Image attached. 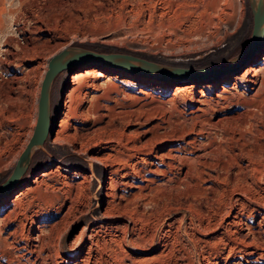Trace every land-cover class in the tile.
<instances>
[{
	"label": "rangeland",
	"instance_id": "rangeland-1",
	"mask_svg": "<svg viewBox=\"0 0 264 264\" xmlns=\"http://www.w3.org/2000/svg\"><path fill=\"white\" fill-rule=\"evenodd\" d=\"M254 15L248 0H0V184L31 135L47 61L64 46H98L96 50L126 52L174 66L209 67L244 50L253 34ZM43 38L56 43L55 47L39 55H24L25 49ZM6 48L17 51L18 58L11 56L10 61ZM263 53L264 42L250 59L260 58ZM248 61H243L239 70ZM93 63L98 62L72 64L54 76L50 93L51 132L34 151L24 174L8 193L0 194V201L4 196L8 201L14 199L19 210L16 219L6 221L7 208L5 202H0L1 236H7L8 230L22 221L21 231L29 236L26 240L19 234L18 242L8 234L7 240L12 243L9 251L13 254L9 253L8 258H13L10 263L40 264L22 254L36 242L33 236L43 233L46 247L59 252L53 257L60 262L70 260L64 264H264V249L245 246L237 238L247 237L252 226L264 240V224L256 225L264 215V167L261 172L259 165L255 169L242 160L245 170L239 175L236 164L225 171L219 164L209 167L198 162L200 168L219 173L222 179L214 194L203 191L208 183L203 173L196 174L189 183L186 180L182 187L191 197V204L183 195L179 198L172 194L173 181L167 176L151 172L158 162L157 153L166 152L169 147L184 146L178 150L184 156L204 154L199 146L195 150L185 142L193 138L196 143L206 140L203 134L191 129L193 111L200 105L209 104L208 108L202 106L207 113L197 110L201 113L195 120L196 127L201 119L207 128V121L239 111L240 106L235 103L223 109L214 107L213 98L221 86L205 87L201 83L190 92L181 90L174 95L177 85L188 83L194 76L168 78L173 79L168 87H151L131 75L105 72L99 64L93 65L89 75L79 76L76 82L83 93L71 97L72 73ZM14 74L17 76L13 77ZM262 74L264 70L259 72V78ZM92 82L95 88L91 87ZM232 82H225L228 88ZM258 85L259 82L255 88ZM143 88L148 95L142 92ZM64 102L84 111L89 108L90 112L85 121L71 115L63 137L74 132V125L87 126L91 136L104 138L108 143L96 145L90 141L80 146L71 135L54 140ZM263 125L258 124L261 129ZM94 127L101 128L97 135L92 132ZM177 130L181 135H172ZM221 132L216 133L217 140ZM155 133L166 135L154 137ZM145 139L157 142L146 151L136 150V144ZM107 151L112 157L106 163L90 158L104 156ZM128 152L132 153L131 158ZM204 157L217 159L204 155L202 160ZM112 158H125L127 162L123 166L122 161ZM145 177L155 179L147 181ZM106 192L115 195V202L131 206L133 213L123 208L106 209ZM67 208L70 214L66 217ZM89 235L98 245L91 244ZM119 239L123 248L119 247ZM1 256L0 264H7ZM87 256L89 261L84 258Z\"/></svg>",
	"mask_w": 264,
	"mask_h": 264
},
{
	"label": "bare ground",
	"instance_id": "bare-ground-1",
	"mask_svg": "<svg viewBox=\"0 0 264 264\" xmlns=\"http://www.w3.org/2000/svg\"><path fill=\"white\" fill-rule=\"evenodd\" d=\"M253 4H254V13H255L253 34H252L251 39H250L249 43L247 44V46L244 47V50H243L242 54L240 55V57L234 61L226 60L222 63L216 64L213 66H209V67H205V70H202V71L201 70L197 71L198 68H195V70H191L189 74H187L185 76L183 75L184 77L194 76L193 77L194 79H192L188 83L181 84L182 86H180V87H179V85H177L175 88L174 95L177 93L179 94V92L181 90H183V91L186 90L184 93L190 92L191 89H195L197 87V85H199L201 83H202L201 85H203L205 87H207V86L208 87L209 86H221V90L218 91L217 93H215L216 97L213 98V103L215 105L214 107H216L218 109H223L230 104L236 103L241 108L239 111L232 112V114H230V115L229 114L228 115L225 114V116L222 115V117H220V118L218 117V119L215 121L211 120V122L210 121L208 122L207 118L202 115L204 117V120L206 118L207 123H209V127H208L209 129H208L207 127H205L203 125V122H201V119L199 122L201 124H199V126H197V127H196V121H195L196 118H198V116L200 115L198 113H201V112L205 113L206 112L207 109L206 110L204 109L205 108L204 106H206V105L203 106V104H202V106L204 108L201 105L198 108L196 107L197 109H196V111H193L194 113H193V116L191 118V120L193 121L191 129H193V131H195L197 134H199V133L203 134L204 138L206 140L205 141L199 140V143H196L197 140L195 141L193 138L191 140L187 139V141H185V142H188L190 145L192 144L194 149L199 146L198 149H201L202 151H204V154H202L203 152H201L202 155L196 153L195 157L194 156L191 157L192 155L188 156V154H186V156L181 155L178 153V150H180L181 148H184V146H180L178 149H172V147H169L168 151L162 152L160 154L157 153L156 158H158V160H157L158 162H157V164L154 163V164H156V166L154 165L155 168L153 170H151V172L156 174V175L167 176L168 180H170L171 182L173 181L172 182L173 184L171 185L172 194L178 196L179 198L183 195L186 199H188V203H190V204H191V200H190L191 197L188 196L189 194L188 195L186 194L185 190L182 187L183 184L186 185V180H187V183H189V181H191L196 174L203 173L202 177H204L205 180H208V181H206L208 183H206V185H204V187H202L203 191H205V192L208 191V193L214 194L215 191L218 190L219 185H217V183H220L221 182L220 179H222V175H220L219 173L212 174L209 171H206L205 169L200 168L197 165L198 162H202L205 166H209V167L210 166L215 167L217 164H219L221 166V168H223L225 171H230L231 166L236 164L237 169H238L237 174H239V175H241L245 170L244 169L245 166L241 162L242 160H247L248 162H250L251 165H253L252 167H254V168L257 167L258 165L260 166V169H261V167H264V162H263L264 161V159H263L264 158V125H263V129H261L260 126H258V124L260 122L262 124H264V122H263V115H264V75L262 74L261 75L262 78H259V72L264 70V53L260 58L253 57L250 59V56L255 51L260 49L261 45L264 42V28H263L262 34H258V27H259L261 21L264 20V0H253ZM38 28H40V27H38ZM25 38L29 39L28 36H26ZM49 40L50 39L43 38L41 41H39V43L35 42L34 46H32V45H31L32 47L27 46L29 49H25V51L23 52L24 55L25 56L26 55L27 56H33V55H39V53H42L45 50L50 51L56 43L55 44L51 43ZM5 50L7 51L6 54L8 55L7 56L8 59H10L11 56L18 58L19 53L17 51H15L11 48H6ZM7 57L5 56V58H7ZM11 60L12 59H10V61ZM247 60H249L248 63H246V65L241 70H239L240 66L244 63L243 61L246 62ZM87 62H98V61L91 59V60H82L80 63H87ZM94 64H97V65L99 64L100 66H103L105 69V72H114V74L117 72V73H121L124 75H131L134 79L141 81L142 84H144L145 86H151V87H153V86L159 87V88L168 87V84L173 82L172 81L173 79L168 80V78L174 77V76H163L160 74L156 75V74H148V73H144V74L139 75L138 73L129 72L127 70H123V69L116 68V67H111V66L106 65L104 63H102L103 65H101V63L98 62V63H93L89 66L87 65V66L83 67V69L74 71L72 73V75H71V86H70V92H69V95L71 97H73V96L76 97L77 95H81L83 93L82 89H80V87L76 81L78 80L80 75H84V76L87 75L91 71L90 69L94 68V66H93ZM98 73H99V71H98ZM101 73L103 74L104 72H101ZM16 76L17 75L14 74L13 77H16ZM183 76H180V77H183ZM177 77H179V76H176L175 78H177ZM210 82H212V84H210ZM225 82L226 83L232 82V87L228 88ZM258 82L260 84V85H258L259 88H255V84H257ZM91 87L95 88L94 82H92ZM239 87H241V88L239 89ZM254 89H255V92L251 93V91ZM141 90H142V92H144L145 94L148 95V91H146L147 89L143 88ZM201 91H202V89H201ZM203 101H205V100L203 99ZM208 102H206V103H208ZM211 102H212V100H211ZM198 105H199V103H198ZM209 109H210V107H209ZM209 109H208V111H209ZM197 110L198 111L201 110V112H198ZM89 112H90L89 108H87V110L84 111V110H80V109L73 107L72 105H70L67 102H64V110L62 111V118H61L60 124H59L60 128L56 131V135L53 139L54 140L59 139V138L64 139V138H67V135L68 136L71 135L74 137L75 140L78 141L80 146L82 144L87 145L90 141L91 142L94 141L93 143L96 145H101L102 143H108L107 141H103L104 138L103 139L101 138L102 140H100V139H98L99 137L98 138L95 137L94 134L91 136L92 133H91V131L89 132L90 127H87V126H82L81 128H79L76 125H74L72 127L74 129V132L69 133L67 131V133H69V134H67L66 137L62 136V131L64 128H66L68 126L69 118L71 117V115L78 120L82 119L83 121H85L86 119H88ZM209 115H211V114H209ZM203 117H201V118L203 119ZM205 125L208 126L207 124H205ZM183 128L184 127H182V129ZM98 129H101V128L100 127H98V128L94 127V129H92L93 130L92 132H95V134L97 135ZM161 131L163 133V129H161ZM177 131L173 132L172 135L180 136L181 135L180 133H182V130L180 129V133H179V131L178 132ZM185 131H188V130H185ZM218 131H222L221 132L222 134H221V137H219L220 138L219 140H217L218 138L216 135V133ZM166 133L165 134H156L154 137H162V135L164 136V135H166ZM183 135H184V133H183ZM169 137H170V134H169ZM193 137H195V136L193 135ZM171 138H172V136H171ZM147 139H145L144 142L143 141L140 142L142 144H139V145L136 144L135 149L136 150H145L146 148L149 147V145L157 142L156 139H155V141H152L151 139H149V140H147ZM163 139H167V138H162L161 140H163ZM133 145H135V144H133ZM128 147H129L128 149L131 150L130 146H128ZM147 150H149V149H147ZM188 151H189V149H188ZM191 151H192V149H191ZM103 155L104 156L90 155V158L94 159L95 161L101 162V163H106V160L108 161L112 157V153L108 152V151L106 154H103ZM204 155H209V156H212L213 158L216 157L217 158L216 160H218V161L216 163H213V161H216V160H207L206 159L207 157H204V159L202 160V156H204ZM129 156L131 158L132 153L128 152V157ZM261 159H263V161H261ZM111 160L112 161H116V160L118 161V159H115V158H112ZM142 160L144 161L146 159L143 157ZM121 161H122V165H123V163L127 162V161H125V158H124V160L119 159L118 162L121 163ZM259 163H262V164H259ZM259 166L257 168H259ZM263 170H264V168H263ZM263 170L261 169L258 171L262 172ZM41 174H46V172H41ZM239 175H238V178L241 177ZM199 177H201V176H199ZM230 178H233V177H230ZM146 179H147V181H153L155 179V177H151V178L148 177ZM193 189H195V188H193ZM8 192H9V188L0 186V194L4 195ZM192 193H190V194H192ZM194 193H195V191H194ZM107 195L109 197L107 198V201H106V203H107L106 209H107V207L108 208H110V207L123 208V209L129 210L133 213V210L130 208L131 206L129 207L128 204H122L121 201L115 202V195L114 194H112V193L110 194L108 192ZM1 200L2 201H0V202H5L4 207L7 208V210H6L7 213L4 216L5 220L7 221L8 219H10V220L16 219L18 217V211H19V210H17V207H16L17 206L16 201L14 199L8 201L6 199V196L2 197ZM263 213H264V211H263ZM64 214H65L64 216H66V217L68 216V214H70L68 208L64 212ZM1 217H3V216H1ZM4 218H3V220H4ZM262 224H264V215L261 216V218L256 223V225H258V227H260ZM1 225H2V221H1ZM37 227L39 228V230H42L41 229L42 227H40L39 225H37ZM23 228H24V223L22 221V222H19L14 227V229L12 228L13 230H11V231L8 230L9 231L8 234L12 235L13 236L12 239L15 241H18V242L20 241V239L18 238L19 234H20L21 238L24 237L27 240L29 236L22 233ZM250 228H251V230H250ZM250 228H249L250 231L248 232V235L246 234L247 237H245L244 239H241V237H237L238 241L240 240L241 243L243 242V244H245V246L254 245L257 249L263 250L264 249L263 237H261L260 235H257L258 231H256L255 228H253L252 226H250ZM1 230H2V228L0 229V231ZM8 234H7V236L2 237L1 232H0V244L2 243L0 245V247H1L0 250L2 251V253L0 252V255H2L1 257H3L4 260H6L7 264H11L10 262L13 261V258L11 260V258H8V257L11 256V255H9V253H11L9 251V247L12 246V243H10V241L7 240ZM90 234H91V232H90ZM42 235H44V234L42 233ZM42 235H40V233H37L36 236H33V238L36 242L30 244V246L27 247L28 249L26 248L27 250L22 254L23 256L26 257L27 260H29L33 263H35L37 261L38 263L40 262V264H44V263L45 264H64V263L70 261V260H66V261L64 260V261L60 262V261L56 260L54 257L59 252L54 247H53L54 249L46 247V244L44 243L45 239H43L44 236H42ZM138 236H140V235H138ZM248 236H250V238H251L250 240L247 239ZM89 238H91L90 240H91V244H93V246H94V244L98 245L97 242L94 240L95 238L92 239L91 235H89ZM124 238H125V240H127V236ZM26 240H25V242H26ZM129 240L132 241L134 239L131 236V237H129ZM48 242H49V240H48ZM235 242H236V240H235ZM27 243H28V241H27ZM118 243H119V247L123 248L122 244L120 243V239H119ZM89 248H90V244H89ZM261 254H263V253H261ZM53 255H54V257H53ZM84 258L86 261H89L88 256H87V258L86 257H84ZM2 264H5V263H2ZM12 264H13V262H12ZM86 264H91V263L89 261ZM121 264H130V263L123 262Z\"/></svg>",
	"mask_w": 264,
	"mask_h": 264
},
{
	"label": "water",
	"instance_id": "water-1",
	"mask_svg": "<svg viewBox=\"0 0 264 264\" xmlns=\"http://www.w3.org/2000/svg\"><path fill=\"white\" fill-rule=\"evenodd\" d=\"M252 8H254L253 0H248ZM264 28V20L261 21L258 27V34H262ZM243 50L230 56L224 61L237 60ZM96 60L111 67L120 68L129 72L138 74H160L163 76H185L191 70V67H180L163 62L145 59L143 57L133 55L126 52L118 51H101L91 48H86L78 45H67L53 54L47 61V67L44 71L40 82V88L37 97V109L35 123L32 127L31 135L29 136L25 146L17 156L9 175L0 184L1 187L10 188L24 174L27 166L30 163L34 151L43 145L47 134L51 132L50 115H51V87L54 76L61 70L69 67L72 64L80 63L82 60ZM207 69V68H206ZM205 70V67L198 68L197 71ZM183 76V77H184Z\"/></svg>",
	"mask_w": 264,
	"mask_h": 264
},
{
	"label": "trees",
	"instance_id": "trees-1",
	"mask_svg": "<svg viewBox=\"0 0 264 264\" xmlns=\"http://www.w3.org/2000/svg\"><path fill=\"white\" fill-rule=\"evenodd\" d=\"M240 47H241V46H240ZM94 48L99 49L100 47L96 46V47H94ZM238 50H239V48H238ZM238 50H237V51H238Z\"/></svg>",
	"mask_w": 264,
	"mask_h": 264
}]
</instances>
